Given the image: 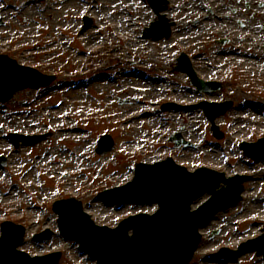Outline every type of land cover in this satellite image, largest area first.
Masks as SVG:
<instances>
[{
  "label": "rangeland",
  "instance_id": "1",
  "mask_svg": "<svg viewBox=\"0 0 264 264\" xmlns=\"http://www.w3.org/2000/svg\"><path fill=\"white\" fill-rule=\"evenodd\" d=\"M168 1L162 15L175 27L168 39L149 42L142 36L156 15L144 0H0V54L56 75L49 87L23 90L0 103V157L6 159L5 166L0 164V225L10 220L26 227L22 250L33 256L61 251L59 264H95L78 244L59 234L53 203L76 198L96 224L110 227L130 215L151 214L157 204L108 207L98 194L132 181L136 163L171 157L190 171L208 167L228 177H253L246 183L243 201L202 230L203 242L191 264H264L256 252L214 259L221 248L234 252L242 242L264 233V161L250 160L240 148L242 142L264 137L263 65L259 61L262 69H257L256 60L240 55L235 38L243 32L221 35L211 26L218 16L227 15L218 8L228 10L233 0ZM195 5L202 10L208 5L216 15L195 27L196 18L208 15L195 12ZM92 8L94 14L89 13ZM86 16L92 23L84 29ZM261 20L264 24V11ZM227 22L225 16L221 29ZM127 25L130 31L125 33ZM220 36L231 43L220 45ZM184 52L199 78L220 82L222 88L199 92L185 73L174 70ZM189 96L195 101L188 102ZM166 101L183 107L231 101L232 108L216 119L223 138L213 135L201 108L163 111L161 103ZM131 110H138L137 119L123 117ZM142 111L149 115L142 117ZM14 133L45 137L34 146L22 142L16 148L10 139ZM174 133H181L193 147L175 148L169 142ZM105 134L111 135L115 147L99 155L97 143ZM57 158L64 163L57 165ZM46 229L54 233L49 240H34Z\"/></svg>",
  "mask_w": 264,
  "mask_h": 264
},
{
  "label": "water",
  "instance_id": "2",
  "mask_svg": "<svg viewBox=\"0 0 264 264\" xmlns=\"http://www.w3.org/2000/svg\"><path fill=\"white\" fill-rule=\"evenodd\" d=\"M159 12L166 0H151ZM170 24L165 17L154 23L146 37L159 40L169 37ZM181 70L195 83V72L186 56L180 58ZM54 77L44 76L35 69L23 67L6 55L0 56V101L10 100L15 93L26 88L47 86ZM201 90L207 85L197 81ZM214 119V117H213ZM212 119V121H213ZM216 134L218 129L215 128ZM176 142L179 138L174 139ZM108 146L100 153L111 150L113 141L105 136L101 144ZM181 142H179L180 144ZM264 144L260 141L258 146ZM247 148V145L244 146ZM253 147V146H251ZM252 158L264 159V154L246 151ZM246 177L226 179L223 173L202 168L194 173L180 167L172 159L155 165L139 164L136 178L124 187L104 192L100 199L108 204L158 203L160 210L153 216L139 214L125 219L119 227L111 229L94 224L84 213L82 204L74 199L59 201L54 211L59 214V225L65 238L81 243V248L97 259L98 264H188L201 241L199 229L204 227L221 210L234 206L241 200ZM224 182L227 187L217 191ZM212 198L191 212V205L204 194ZM133 230V236L129 235ZM25 230L13 223L3 224L0 239V264H57L59 254L31 258L17 251L24 240ZM257 243V244H256ZM256 244V246H252ZM256 250L264 255V236L241 246L237 254Z\"/></svg>",
  "mask_w": 264,
  "mask_h": 264
},
{
  "label": "flooded vegetation",
  "instance_id": "3",
  "mask_svg": "<svg viewBox=\"0 0 264 264\" xmlns=\"http://www.w3.org/2000/svg\"><path fill=\"white\" fill-rule=\"evenodd\" d=\"M235 1V3H233ZM232 6L228 10L224 8H218V11L227 12L226 14H221L220 16L224 18L226 16L225 29H221L224 32H232V34H241V42L250 48L254 52L263 51L264 48V24L261 20L264 11V2L262 0H233ZM222 9V10H220ZM226 9V8H225ZM210 14L216 15L215 9H206ZM205 9L199 11L202 13L206 11ZM196 12V11H195ZM206 20H210L208 15H205ZM198 21H196L197 23ZM217 22H221L217 18ZM221 28V27H220Z\"/></svg>",
  "mask_w": 264,
  "mask_h": 264
},
{
  "label": "bare ground",
  "instance_id": "4",
  "mask_svg": "<svg viewBox=\"0 0 264 264\" xmlns=\"http://www.w3.org/2000/svg\"><path fill=\"white\" fill-rule=\"evenodd\" d=\"M198 10V12L201 10V9H198L197 7H196V5H195V11H197ZM89 13H91V14H94V8H92L91 10H90V12ZM92 16V15H91ZM93 17V16H92ZM95 18H96V15H95ZM94 18V19H95ZM210 21V20H209ZM122 25V24H121ZM183 25H185V26H188V27H191V24L190 23H186V24H183ZM214 24L212 23V25L211 26H213ZM128 29H127V31L125 30V29H123V31L126 33V32H129L130 31V27L127 25L126 26ZM187 27V28H188ZM191 31H193V28H191V29H184L183 31H181V36H187ZM124 32H121V33H123L124 34ZM118 34V36H120V35H122V34ZM88 51H91V49H88ZM125 90V89H124ZM123 90V91H124ZM186 100H188V102H194L195 101V98H193V97H187V98H185ZM183 100V99H182ZM132 104V103H131ZM145 108H148V106L147 105H145ZM150 108H151V110H154V107H153V105H151L150 106ZM150 110V109H149ZM138 112V110H131V111H129V112H127V113H124L123 114V117H125V116H128V119L127 120H129V119H134L135 120V118L137 119V116H136V113ZM143 112V111H142ZM144 115H149V114H144ZM142 117H145V116H143V115H141ZM140 120H144V119H140ZM139 121V120H138ZM61 131H55V133L56 134H58V133H60ZM61 133H63V132H61ZM128 147H130V145L128 146ZM64 163V161L63 160H60L59 158H57L56 159V164L57 165H60V164H63ZM253 198H255V196H253ZM6 199L7 200H11L12 199V196L10 197V195L8 194V195H6ZM96 214H98L100 217H102V213H99V212H96ZM250 235H252L253 233H255V229H252L251 231H249L248 232Z\"/></svg>",
  "mask_w": 264,
  "mask_h": 264
}]
</instances>
